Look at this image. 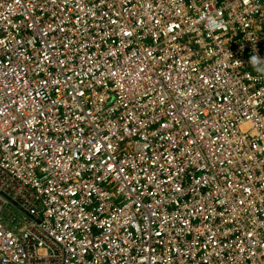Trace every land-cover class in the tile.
<instances>
[{
    "label": "built area",
    "instance_id": "1",
    "mask_svg": "<svg viewBox=\"0 0 264 264\" xmlns=\"http://www.w3.org/2000/svg\"><path fill=\"white\" fill-rule=\"evenodd\" d=\"M264 0H0V264H264Z\"/></svg>",
    "mask_w": 264,
    "mask_h": 264
},
{
    "label": "clouds",
    "instance_id": "2",
    "mask_svg": "<svg viewBox=\"0 0 264 264\" xmlns=\"http://www.w3.org/2000/svg\"><path fill=\"white\" fill-rule=\"evenodd\" d=\"M249 63L253 66V67H257L260 70H264V58H260L257 54H253L250 59H249Z\"/></svg>",
    "mask_w": 264,
    "mask_h": 264
}]
</instances>
